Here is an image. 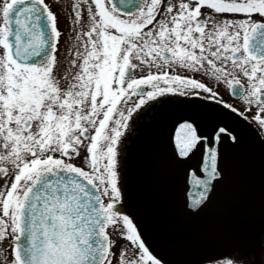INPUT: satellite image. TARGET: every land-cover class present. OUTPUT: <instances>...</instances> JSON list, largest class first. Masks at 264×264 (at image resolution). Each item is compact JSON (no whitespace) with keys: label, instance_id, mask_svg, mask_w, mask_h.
I'll return each mask as SVG.
<instances>
[{"label":"snow or ice","instance_id":"obj_1","mask_svg":"<svg viewBox=\"0 0 264 264\" xmlns=\"http://www.w3.org/2000/svg\"><path fill=\"white\" fill-rule=\"evenodd\" d=\"M61 8L0 0V264H174L131 206L130 143L154 120L186 264H264V197L258 228L211 222L231 156L264 150V0Z\"/></svg>","mask_w":264,"mask_h":264},{"label":"flooded vegetation","instance_id":"obj_2","mask_svg":"<svg viewBox=\"0 0 264 264\" xmlns=\"http://www.w3.org/2000/svg\"><path fill=\"white\" fill-rule=\"evenodd\" d=\"M54 11H62L61 6H67L74 0H48ZM61 28L67 33L68 25L62 20ZM62 38L61 43H64ZM221 94L239 106V99L232 96L228 87L220 86ZM162 126L157 121H148L142 125L141 134L134 138L129 147V186L131 192V206L142 217V226L147 234L148 242L158 248L174 264H186L194 259L190 253L178 255L167 246L160 228V220L164 214L162 210L153 207L149 201L151 184L157 171V157L162 142ZM253 166L252 183L236 209L218 214L214 222L222 221L228 216H238L249 226L259 227L260 206L264 197V150L254 142L247 148ZM215 243L226 245L229 241L222 231L213 233ZM226 251V249H222Z\"/></svg>","mask_w":264,"mask_h":264},{"label":"water","instance_id":"obj_3","mask_svg":"<svg viewBox=\"0 0 264 264\" xmlns=\"http://www.w3.org/2000/svg\"><path fill=\"white\" fill-rule=\"evenodd\" d=\"M230 163L232 167V182L212 218L211 222L213 223L214 217L218 213L234 209L239 204L251 184L252 165L247 149L243 153L233 154L230 158ZM174 177L175 173L167 163L166 147L163 140L157 159V173L151 186L150 202L154 207L162 210L167 206L173 194ZM160 227L172 252L177 254L188 253L174 242L180 229L165 213L161 218Z\"/></svg>","mask_w":264,"mask_h":264}]
</instances>
